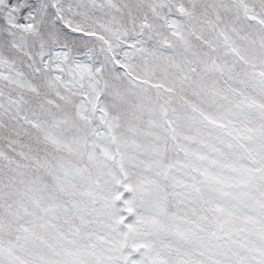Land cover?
<instances>
[{
  "label": "snow or ice",
  "instance_id": "1",
  "mask_svg": "<svg viewBox=\"0 0 264 264\" xmlns=\"http://www.w3.org/2000/svg\"><path fill=\"white\" fill-rule=\"evenodd\" d=\"M0 264H264V0H0Z\"/></svg>",
  "mask_w": 264,
  "mask_h": 264
}]
</instances>
